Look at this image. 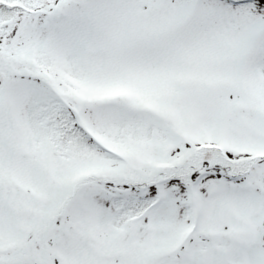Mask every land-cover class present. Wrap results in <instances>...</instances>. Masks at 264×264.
Segmentation results:
<instances>
[{
    "label": "snow or ice",
    "instance_id": "6c2138e0",
    "mask_svg": "<svg viewBox=\"0 0 264 264\" xmlns=\"http://www.w3.org/2000/svg\"><path fill=\"white\" fill-rule=\"evenodd\" d=\"M0 264H264V0H0Z\"/></svg>",
    "mask_w": 264,
    "mask_h": 264
}]
</instances>
